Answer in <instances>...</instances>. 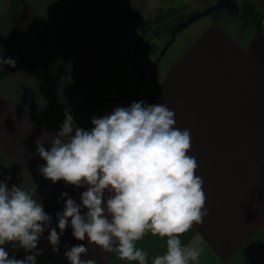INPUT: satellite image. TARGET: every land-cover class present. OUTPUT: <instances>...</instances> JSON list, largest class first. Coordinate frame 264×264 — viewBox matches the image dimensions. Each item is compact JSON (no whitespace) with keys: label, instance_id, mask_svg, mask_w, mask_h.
<instances>
[{"label":"crops","instance_id":"obj_1","mask_svg":"<svg viewBox=\"0 0 264 264\" xmlns=\"http://www.w3.org/2000/svg\"><path fill=\"white\" fill-rule=\"evenodd\" d=\"M152 1L24 0L18 11L22 66L0 81V180L11 176L9 187L23 184L52 227L63 210L61 193L79 203L85 189L44 179L37 141L49 147L65 111L85 130L93 117L106 114V82L121 74L124 57H132ZM252 1L264 12V0ZM0 54L13 57L11 38L3 50L0 38ZM146 103H163L175 113L174 126L190 131L188 155L203 180L207 215L182 243L199 241V264H264V31L241 27L233 33L215 20L204 23L165 67ZM47 236L38 242L43 254L37 264H68L64 252L87 243L76 241L69 227L53 253ZM164 244L148 234L137 246L151 264ZM87 247L83 259L129 264ZM5 249L9 258L31 254Z\"/></svg>","mask_w":264,"mask_h":264},{"label":"clouds","instance_id":"obj_2","mask_svg":"<svg viewBox=\"0 0 264 264\" xmlns=\"http://www.w3.org/2000/svg\"><path fill=\"white\" fill-rule=\"evenodd\" d=\"M5 65L15 67V60L0 54V69ZM174 117L163 103L139 101L93 117L85 130L65 111L49 147L37 141L44 162L38 171L53 184L85 190L79 203L61 193L63 210L52 227L51 216L23 184L9 187L11 176L0 180V264H37L43 233L55 253L69 227L76 241L87 243L64 252L68 264H96L82 258L87 245L129 264H148L147 252L137 246L148 234L165 241L151 264H199L201 244H184L181 236L203 223L206 197L195 157L188 155L190 131L175 127ZM5 245L31 254L9 258Z\"/></svg>","mask_w":264,"mask_h":264},{"label":"rangeland","instance_id":"obj_3","mask_svg":"<svg viewBox=\"0 0 264 264\" xmlns=\"http://www.w3.org/2000/svg\"><path fill=\"white\" fill-rule=\"evenodd\" d=\"M215 0H153V9L150 11L149 18L153 19L156 15L164 17V14L172 9L176 13H180L178 21L186 18L192 13L203 11L208 6L212 5ZM9 0H0V31L3 32L0 36L3 46H8L11 38V18L7 15ZM169 16V15H168ZM148 18V19H149ZM177 18L176 15L171 19H165L167 23L174 21ZM225 18V20L223 19ZM144 19L140 28L138 29V40L142 34L146 33V37H149V30L146 27V21ZM217 21L227 27L233 33L241 29L240 20L233 19L224 11H219L193 23L183 31L176 35V39L173 45H171L166 53L160 58L156 64L158 55L163 48L164 42L168 40L167 35H160V38H147V44H152L157 47L153 53H148L141 57L130 56L126 62V57L122 60V71L118 75L112 77L111 81L106 82L108 87L104 90V95H109L110 102L106 107V114H110L116 107H128L133 102L144 101L147 102L148 97L154 90V85L159 81L165 67L171 62L180 50L187 44V42L196 34L198 28L208 21ZM10 21V23H9ZM237 29V30H236ZM6 38V39H5ZM147 49V48H146ZM148 70V72L145 71ZM144 71V72H143Z\"/></svg>","mask_w":264,"mask_h":264},{"label":"trees","instance_id":"obj_4","mask_svg":"<svg viewBox=\"0 0 264 264\" xmlns=\"http://www.w3.org/2000/svg\"><path fill=\"white\" fill-rule=\"evenodd\" d=\"M236 2L239 5V13L236 16L228 15L231 18V20L236 18L239 19L240 26L244 29L253 27L255 29L264 31V12H262L252 0H236ZM23 4H24V0H9V14L11 18V31H12L11 32L12 53H13L12 59L15 60V67L5 66L3 69H1L0 81L7 78L14 72L18 71L22 66V47L18 36V11L20 7L23 6ZM174 15L177 16V18L174 21L170 23H167L165 21V19H171V17H174ZM178 17H180V13H176V11L170 9L164 14V17L163 15L162 16L156 15L153 19L149 18L145 24L147 29L149 30L150 35L149 37H146V33L142 34L136 47L133 50L134 56L141 57L144 55H148V53H153L152 51H155V49H157L156 46L152 44H147L146 41L147 38L152 37L158 39L160 38V35L163 34V35H167V38L169 40L172 29L179 22H182L185 19L184 18L178 21L177 20ZM166 42H164L163 47ZM145 71L148 72V70L146 69Z\"/></svg>","mask_w":264,"mask_h":264},{"label":"water","instance_id":"obj_5","mask_svg":"<svg viewBox=\"0 0 264 264\" xmlns=\"http://www.w3.org/2000/svg\"><path fill=\"white\" fill-rule=\"evenodd\" d=\"M224 11L230 16H236L239 13V5L236 0H215L214 3L203 11L192 13L187 16L182 22H179L171 31L169 40L165 43L164 47L161 49L156 64L159 62L160 58L164 55L166 50L173 45L176 39V35L197 22L198 20L204 18L207 15Z\"/></svg>","mask_w":264,"mask_h":264}]
</instances>
